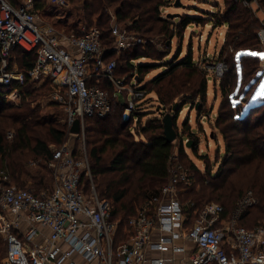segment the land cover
Returning <instances> with one entry per match:
<instances>
[{
	"label": "built area",
	"instance_id": "2783aa9c",
	"mask_svg": "<svg viewBox=\"0 0 264 264\" xmlns=\"http://www.w3.org/2000/svg\"><path fill=\"white\" fill-rule=\"evenodd\" d=\"M34 1L16 7L0 0V85L11 87L15 81L25 80L23 71L9 65L15 47L36 50L30 79L52 84L50 99L68 113L72 136L75 134L70 129L76 119L84 133L87 119L111 113V93L102 86L103 80L112 84L115 97L119 92H128L122 121H134L136 126L140 119L137 113L148 92L137 79L128 81L115 74L117 61L106 59L101 30L82 25L80 31L60 32L43 24ZM47 2L58 9L69 6L67 0ZM112 32L118 52L148 42L117 23L112 24ZM180 140L185 145L190 141L183 135ZM49 166L55 184L40 191L6 185L10 177L5 170L0 172V238L5 245L0 264H264V221L252 228L240 224L244 214L258 202L254 192L244 193L229 218L222 217L223 205L212 202L188 226L187 203L180 200L179 194L181 185L194 183L195 176L177 153L171 157L169 180L158 194L138 207L128 220L130 235L118 245L120 221L113 218L111 202L95 189L85 141L79 147L66 143L53 149ZM42 227L50 232L45 235ZM178 241H190L195 249ZM149 251L171 256H149ZM181 254L177 260L175 256Z\"/></svg>",
	"mask_w": 264,
	"mask_h": 264
},
{
	"label": "trees",
	"instance_id": "16d2710c",
	"mask_svg": "<svg viewBox=\"0 0 264 264\" xmlns=\"http://www.w3.org/2000/svg\"><path fill=\"white\" fill-rule=\"evenodd\" d=\"M11 4L18 7L22 0H8ZM69 8L76 9L82 13V17L87 27L97 26L101 30V40L106 49V59H116L114 46V35L112 32V14L116 18L119 26H126L131 32L139 34L143 38H153L157 35H164L168 38L175 37L177 30H185L191 23H198L202 17L182 14L178 17V22L171 21L169 18L162 16L161 9L164 7L166 0H67ZM243 0H227L231 2L228 7V14L235 15L237 23H231L230 26L235 30L237 37L234 42L236 46L247 44L235 50L233 54L234 84L227 94L228 112L233 118V124L226 123L227 119L219 118L223 124H230L221 127V133L225 142V151H217L215 160L210 161V167L202 171L195 162L189 161L188 169L194 173L195 182L190 185H181L179 198L182 202L187 203L186 213L188 216L187 225L194 223L199 215L200 210L205 205L214 201L224 206L222 217H230L232 210L237 201L236 198L243 193L245 184L236 186L235 180L240 178L250 182L252 187H259V193L264 201V130L258 129L260 124H251L249 120L257 110L264 108V102L256 105L250 104L244 107V101L253 92V89L262 79L260 65L252 69V73L246 79L247 60L259 61L260 57L253 56L260 47L258 42L252 41L256 38V23L258 19L254 18L253 13L248 8H242ZM259 9L264 10V0H257ZM47 0H35L34 7L43 9L47 7ZM224 17L222 24H226L229 19L224 13L219 15ZM214 20V19H213ZM218 21V22H219ZM217 22V19H216ZM200 23V22H199ZM74 23V27H77ZM173 26V27H172ZM74 29L80 31V27ZM255 35V37H253ZM244 40H247L245 43ZM230 42L227 43V46ZM136 46L124 50L122 58L128 73V81L137 79L142 84L144 74L155 64L146 62L133 63V60L149 58L159 60L160 54L153 48L141 49ZM153 47V46H152ZM174 59L167 62L166 70L158 75L149 85V89L156 95L158 101V113L149 112L144 122L141 117L143 113H137L140 116L139 122L135 125L134 121L126 124L122 121V114L126 105L121 104L119 96H114V87L111 83L103 80L102 86L107 88L111 93L112 111L104 118H89L86 133L88 136V156L91 162V169L95 178L96 189L99 196L107 199L113 206V218L119 220V231L116 238V244L127 239L130 235V226L128 220L137 213L138 207L146 202L152 196L159 193L160 189L167 183L170 177V161L174 155L175 145L169 142L165 137L163 115L165 112H172L175 105V98L184 95V106L187 103L197 102L192 95L194 90L191 85L176 81L179 75L176 71L183 68L188 72L195 71V65L192 47L188 48L185 56L180 57L183 52L182 46L179 45ZM169 54V52L167 53ZM19 60L20 70L25 74L23 82L15 81L11 87L0 85V172L5 170L10 180L4 184H16L19 187H29L40 191L45 188H52L51 169L48 168L49 162L53 158L52 144L61 145L68 137V131L56 127L53 121L45 115H41L39 108L31 106L26 99L19 105L11 104L6 101L5 95L8 90L23 89L27 95L34 92L27 85L30 84L29 71L36 64L37 51H27L22 47H15L11 51L10 60ZM118 62V59H116ZM11 67V66H10ZM153 69V68H152ZM241 76V77H240ZM125 77V76H123ZM45 83H50L46 81ZM42 86L40 92H46L52 88V84ZM148 84H144V89H148ZM239 87H243L242 92H236ZM53 89V88H52ZM207 81L204 80L200 91L196 96L201 98L200 110L206 100ZM235 93L243 97L241 103L234 104L232 97ZM127 97L128 92L123 91ZM193 102H191V100ZM170 110H164L166 105L171 104ZM183 106V107H184ZM176 110L175 129H178L177 120L180 111ZM152 114V116H151ZM145 116V115H143ZM250 121V122H249ZM249 125V127H248ZM134 126V129L132 127ZM248 127V128H247ZM244 128L246 130H236ZM14 130L12 139H9L8 131ZM229 130L239 133H230ZM178 137H182L179 133ZM193 134V133H192ZM182 142V141H181ZM198 143L195 141L194 150L197 151ZM179 153L181 160L186 158V152L183 142L180 144ZM38 162L36 170L29 166L30 158ZM41 158L48 164H43L38 159ZM215 161V162H214ZM33 162V161H31ZM217 164V169L214 170ZM43 169L46 170L43 171ZM201 173V174H200ZM49 175V176H48ZM198 175V176H197ZM29 181L32 183L29 184ZM240 188L238 195L233 191ZM256 190V189H255ZM258 194V193H257ZM243 195V194H242ZM241 195V196H242ZM253 209L247 211L242 217L240 224L252 228L249 218L254 214ZM264 216V212L261 213ZM254 224V223H253ZM252 224V225H253ZM4 250V242L0 238V255Z\"/></svg>",
	"mask_w": 264,
	"mask_h": 264
},
{
	"label": "rangeland",
	"instance_id": "374dc122",
	"mask_svg": "<svg viewBox=\"0 0 264 264\" xmlns=\"http://www.w3.org/2000/svg\"><path fill=\"white\" fill-rule=\"evenodd\" d=\"M27 0H22V4ZM177 1H180V4L177 5ZM47 7L43 9H36L40 15L41 21L45 25L54 26L58 31L67 33L73 31L74 29H78L77 27H81L84 25L82 17V13L76 9H72L71 7L66 9H58L56 7L51 6L47 3ZM231 2L227 3V0H166L164 7L161 9L162 16L165 18L171 19V21L178 22V17L182 14H189L191 16H198L202 17L201 21L196 23H191L189 26L186 27L185 30L178 29L177 35L171 39L164 35H157L153 38H147L148 42L144 45L147 49H155L160 54L159 60H152L149 58H141L137 60L136 63L139 62H146L149 64H155L154 67L148 69L147 73L144 74V84H148L146 100L144 101L143 107L140 110L142 114L141 120L144 122L147 117H150L149 112H156L158 113V101L156 100V95L153 91L149 89V85L151 82L156 78L158 75L163 73L166 70L167 62H170L174 59L175 53H177V48L179 45L182 46L183 52L181 53L180 57L185 56L188 48L192 47L193 58L195 65L197 66L196 70L191 72L187 71L183 68H179L176 73L179 74L176 78L177 82L186 83L187 86L190 84L191 87L194 89L192 93L188 92L187 94L192 95L197 102L196 105L194 103H187L184 106L185 100L182 98L184 95H180L175 98V105L177 110L183 109L179 113V117L177 120L178 129L182 132L184 138H189L190 141H193L191 147L185 145V152L186 158L181 160L179 148L181 142V138H177L173 143L175 145L174 152L177 153L179 156L180 162L188 167L189 161L195 162L202 171H206L210 167V161L215 160L216 155L218 154L217 151L223 153L225 151V142L223 135L221 133V127L233 124V118H231L228 112V103H227V94L230 91V88L233 87L234 84V68H233V54L236 49L245 47L247 44H242L239 46L235 45V41L237 37L235 36V30L232 29L230 26L231 23H237V19L235 15L228 14V5ZM241 6L244 9L245 7L250 9L253 13V17L258 19V23H256V38H252V41L258 42L257 46L260 47L258 51L255 53H264V10L259 9V4L257 0H252L248 2L247 0L241 1ZM224 13V16L228 17L229 21L226 24H222L224 17L221 16V20L219 21V15ZM112 14V24L117 23L116 18L111 10ZM214 19V20H213ZM217 19V22H216ZM219 21V22H218ZM74 23H77V27H74ZM118 24V23H117ZM126 28V26H120ZM173 27V26H172ZM253 35V37H255ZM245 43L247 40H244ZM230 42V45L227 46V43ZM141 46L140 44L137 45ZM144 46H141V49H145ZM153 46V47H152ZM136 47V46H135ZM133 47H130V49ZM129 49V48H128ZM127 49V50H128ZM169 52V54H167ZM121 52H116V59L117 68L115 70V74L118 77H127L128 73L131 71H127L124 65V59L122 58ZM258 57H260L258 55ZM11 69H19V60L17 57L15 59L10 60L9 62ZM134 63V62H133ZM260 65V73L262 74L263 78L259 82V84L253 89V92L248 97L247 101H244V107H248L250 104L256 105L260 102L256 100L261 99L264 97V59L260 57L259 61H251L247 60L245 62L246 66V79H248L252 73V69ZM223 65L222 71L219 70V66ZM153 68V69H152ZM20 70V69H19ZM241 77V76H240ZM204 80L207 81V93H206V100L204 101L202 108L200 110L201 105V98L197 97L196 94L200 91ZM50 83H43L39 81H30V84L27 85L32 91L34 92L32 95H27L25 93V88L18 89L17 92L14 90L10 91L8 96L5 95V99L7 102L15 105H19L26 99L27 102L31 104L33 107H37L40 110L41 115H45L49 120L53 121L54 125L60 129L66 130L69 132L68 126V113L66 112L65 108L56 102H53L50 99V90L46 92H40L42 90V86L49 85ZM42 85V86H41ZM243 91V87H239L236 92L240 93ZM235 93L232 97V102L234 104L241 103L243 100V95L241 97L237 96ZM119 99L121 104H127L128 99L130 96L127 97L123 94V92H119ZM191 102L192 99H190ZM263 103V102H262ZM171 104L166 105L164 110H170ZM198 105V107H197ZM170 112V111H168ZM167 113V112H165ZM222 114V119H227L226 123L230 124H223L220 122L219 118ZM145 115V116H143ZM152 116V114H151ZM251 124H260V130H264V108L257 110L254 114H252L251 118L249 119ZM249 121V122H250ZM126 124H129L126 122ZM134 125V124H133ZM86 126H88V121L84 122V133L81 132L78 135L72 136L68 133V137L65 141L61 144H68L73 143L77 147L81 146L85 141L87 149L89 146L88 143V136L86 133ZM249 127V125H248ZM247 127V128H248ZM134 129V126L132 127ZM177 129V131H178ZM236 130L244 131V128H238ZM179 131L180 135L181 132ZM230 133H239L235 130L231 131ZM12 133V135H10ZM193 133V134H192ZM264 133V131H263ZM14 135V130L8 131V138L12 139ZM195 141H197V151L194 150L193 146ZM61 145L52 144V149H55ZM88 152V150H87ZM219 155V154H218ZM218 159V158H217ZM90 160V159H89ZM31 161H34V158H30L29 166L31 169L36 170L38 167V162L33 164ZM38 161H41L43 164H48L43 159L39 158ZM215 162V161H214ZM48 168L51 169L49 164L47 165ZM91 166V162H90ZM214 170L217 169V164L215 165ZM43 171L46 172L45 169ZM52 172V170H51ZM201 174V173H200ZM49 176V175H48ZM198 176V175H197ZM52 177V187L55 184V176L53 172L51 173ZM93 184L96 189L95 178L93 176ZM87 184L90 190V184ZM32 183L29 181V184ZM236 186H240L241 184H245L243 195L246 191L252 190L258 200L255 207H253L254 214L250 216L249 223L251 226H256L259 222L264 221V216L261 214L264 212V201L262 200V196L259 193V187H252L250 182L246 180H241L240 178L235 180ZM32 185L29 186V188ZM28 187V186H27ZM45 188V187H44ZM240 188H237L236 191H233L234 195H238ZM256 189V190H255ZM97 191V189H96ZM99 194V192L97 191ZM258 193V194H257ZM264 194V192H262ZM241 194V195H242ZM239 196L236 198V203L240 200L243 196ZM216 202V201H214ZM217 203V202H216ZM235 203V205H236ZM254 223V224H253ZM253 224V225H252ZM5 255V245L4 250L1 252L0 258L4 257Z\"/></svg>",
	"mask_w": 264,
	"mask_h": 264
},
{
	"label": "water",
	"instance_id": "95a60500",
	"mask_svg": "<svg viewBox=\"0 0 264 264\" xmlns=\"http://www.w3.org/2000/svg\"><path fill=\"white\" fill-rule=\"evenodd\" d=\"M247 1L251 2L252 0H247ZM178 4H180V1H177V5ZM176 110L177 107L174 106L172 112H176ZM172 112H167L164 113L163 115L165 137L169 142H174L178 138V132L175 129L176 116ZM70 132L75 135L81 133V123L78 119L75 120L74 125L70 129ZM186 144L187 146L191 147L193 141H188Z\"/></svg>",
	"mask_w": 264,
	"mask_h": 264
},
{
	"label": "crops",
	"instance_id": "0c3cea01",
	"mask_svg": "<svg viewBox=\"0 0 264 264\" xmlns=\"http://www.w3.org/2000/svg\"><path fill=\"white\" fill-rule=\"evenodd\" d=\"M262 78H263V76H262ZM257 102H260V103H262V102H264V97L263 98H261V99H257L256 100ZM42 231H43V233L45 234V235H47L48 234V232H50V229L47 227H42ZM158 235V233L156 232V233H154V237L156 238V236ZM128 237V236H127ZM178 244H185L186 246H188V248L189 249H191V250H193V249H195V245L192 243V242H190V241H178L177 242ZM148 254H149V256H167V257H170L171 256V254L170 253H162V252H160V251H149L148 252ZM184 254H181V255H176L175 256V258L177 259V260H179V259H181L182 258V256H183ZM76 259L80 262V263H83V261H82V259L81 258H79V257H76ZM91 264H98V262L97 261H93V262H91Z\"/></svg>",
	"mask_w": 264,
	"mask_h": 264
},
{
	"label": "snow or ice",
	"instance_id": "6c2138e0",
	"mask_svg": "<svg viewBox=\"0 0 264 264\" xmlns=\"http://www.w3.org/2000/svg\"><path fill=\"white\" fill-rule=\"evenodd\" d=\"M253 56L259 55L262 59H264V53H251Z\"/></svg>",
	"mask_w": 264,
	"mask_h": 264
}]
</instances>
